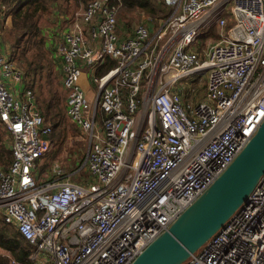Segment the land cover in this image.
<instances>
[{"label":"built area","instance_id":"built-area-1","mask_svg":"<svg viewBox=\"0 0 264 264\" xmlns=\"http://www.w3.org/2000/svg\"><path fill=\"white\" fill-rule=\"evenodd\" d=\"M161 1L170 12L156 28L139 23L120 39L122 0H89L75 13L81 23L63 35L66 114L87 140L76 165L87 173L82 183L57 167L41 183L34 177L36 160L50 150L51 126L32 91L15 89L21 72L0 46V121L12 137L10 164L0 169V214L34 247L32 260L130 264L264 118V0ZM212 30L216 39L201 60L195 47ZM107 57L116 64L95 79L90 100L81 73ZM189 76L204 78L195 102L196 89L177 84ZM183 264H264V175Z\"/></svg>","mask_w":264,"mask_h":264},{"label":"crops","instance_id":"crops-1","mask_svg":"<svg viewBox=\"0 0 264 264\" xmlns=\"http://www.w3.org/2000/svg\"><path fill=\"white\" fill-rule=\"evenodd\" d=\"M77 1L78 0H44L42 14L40 13L41 14V15L39 14L40 16L38 15L35 17L36 22L32 30L28 31L25 34L26 29L24 28L22 17H19L18 20L16 21H13L12 11L1 0L2 11L0 13V46L4 54L11 61L14 62L16 67L21 72V80L14 84L15 89L23 92L24 90L29 88L33 93L35 106L38 112L40 113V115L42 116L43 114L38 108L37 103H36L37 99H36L34 90L31 88V84H29L30 77L24 73V68H23V65L21 64L22 62H24V59H25L22 53L25 52L24 50L25 47H29L31 49L33 46L35 47L38 46L39 47L38 50H34V52L31 51L28 53H24V55H26L29 59L25 63H27L28 66H30L29 64H32V67L37 68V69H39L38 67L39 65H41L43 67L42 70L46 72L48 77L50 74L49 70H53V71L57 70L59 74L61 75L60 84L62 87L61 68H62V61H63L62 52L64 50L63 35L65 32L73 30L75 25L81 23V19L80 17H78V14L75 15V13H73L72 11V7L74 4H76L75 2ZM86 4H84L82 8H84ZM23 15L24 13L21 12L20 16H23ZM149 28H152V27H149ZM118 37L120 39L127 37V36L124 37L120 34L119 27H118ZM90 44L93 48H95L94 44L92 43ZM42 46L45 50H47L46 52L48 53V56H49L48 58L42 55L43 53ZM111 60L114 62V66H115L116 61L113 59ZM29 61H32V62L29 63ZM16 62L18 65L16 64ZM101 65H99L98 67H91V68L84 67L81 73V76H80V86L84 92L86 91L85 89L87 88L89 82L93 84L94 92L93 93H88L87 91L85 92L88 99L90 100L94 99L95 97V93H96L95 79L100 76V75H97V71L99 70ZM88 71H89V74H88ZM36 75L41 76V71L39 73L37 72ZM63 91L65 92L64 89ZM13 92H15V90H13ZM15 94L18 95L19 92L16 91ZM185 100H189V99L186 98ZM44 121H45V118H44ZM45 123L47 122L45 121ZM0 125H1L0 132L2 133V135H0V139L2 136V139H3L2 143L4 144L0 146V169H2L3 171H6L11 161L10 145H11L12 137H11V133L7 130L6 125L2 123L1 121H0ZM76 127L78 128L80 133L83 135V138L85 139L87 143L85 134L81 132L78 126ZM48 137H49V140L51 141L50 136ZM52 146H53V142L51 141L50 149L52 148ZM45 155L39 158L38 160H36L34 168H33V175L36 178L37 182L39 183H41L45 179L52 178L54 174L53 173L54 168L56 167L61 168V166H59L60 164L54 161L50 165H48L44 171L40 170L39 168L37 169V166H39L40 160H42L45 157ZM73 177L77 178V180L74 178L73 179L70 178V180L82 183L83 180L80 179L79 175L74 174ZM0 229L4 231V233L7 234L8 241H10V246L8 248L2 247V245H0V249H4L8 252L7 254L8 258H6L3 255H0V259H5L7 262L6 264H8L11 258L13 262L16 261L14 257L15 255L12 252L20 249L21 244L24 245V247H26V250L24 251L27 252L28 261L31 264H49L48 257L43 254H38L34 260L31 259V256L34 252V247L19 234L15 225L4 222L1 214H0ZM15 263L24 264V263H18V262H15Z\"/></svg>","mask_w":264,"mask_h":264},{"label":"water","instance_id":"water-1","mask_svg":"<svg viewBox=\"0 0 264 264\" xmlns=\"http://www.w3.org/2000/svg\"><path fill=\"white\" fill-rule=\"evenodd\" d=\"M264 175V118L232 162L130 264H183L248 199Z\"/></svg>","mask_w":264,"mask_h":264},{"label":"rangeland","instance_id":"rangeland-1","mask_svg":"<svg viewBox=\"0 0 264 264\" xmlns=\"http://www.w3.org/2000/svg\"><path fill=\"white\" fill-rule=\"evenodd\" d=\"M88 0H78L75 2L76 4L73 5L72 11L73 13L81 12L83 10V5L87 3ZM154 2L156 4H161L163 6L161 0H149V2ZM163 4V5H162ZM80 6V7H79ZM165 6V7H164ZM164 9L170 11V9L164 5ZM155 16L151 17L148 13L146 8H143L141 6L136 7H126L122 4L118 7L117 10V23L119 27L120 34L122 36H129L131 35L132 31L139 23H145L149 27H152V29L156 28L157 23L159 22L160 17ZM155 19V20H154ZM216 36L217 31L215 30ZM39 36V35H38ZM203 42H205V50L208 46L206 43H208L207 38L203 37ZM213 41V40H210ZM39 45V44H37ZM39 47L33 46L31 49L29 47H25V52L22 53L24 56V62L21 64L24 68V73L28 76L33 75V80L29 79V84H31V88L34 90L35 96H36V103L40 111L42 112L45 121L51 126V137L53 139V146L50 149V151L47 152L45 157L40 160L39 166H37V169L44 171L48 165H50L52 162L59 163L63 171L64 177L69 176L71 179H73L74 174H77L80 176V179H82L83 176H86V171L82 169V171H76V165L78 164L83 156L85 155V151L87 150V143L85 139L83 138V135L80 133L78 128L70 121V119L66 115V94L63 91L60 80L61 75L56 70H50L49 77L47 76L46 72L44 70H40L37 68L32 67V64H29L28 66L27 62L29 59L24 53H28L34 50H38ZM204 50V51H205ZM42 46V55L46 56L47 58L48 53L46 52ZM204 52L203 56H200V59H204ZM32 61H29L31 63ZM17 64V62H16ZM18 65V64H17ZM41 71V76L36 75L35 73H39ZM89 74V71H88ZM90 79V78H89ZM203 82L204 78L200 79L199 81L196 79H191V77H185L183 79H180L177 84H181L183 91L185 92V88H188L191 90L193 87L197 88L195 90L196 96L193 98V101H197L199 97H201L203 92ZM88 93H93L94 88L93 84L89 82L87 88L85 89ZM85 91V92H86ZM189 97V95H186ZM63 108V110H62ZM0 131H1V125H0ZM0 135L2 133L0 132ZM3 139L1 136L0 139V146L3 144ZM4 145V144H3ZM73 172V173H72ZM77 180V178H74ZM11 233V232H10ZM8 252L4 249H0V255L5 256L8 258ZM8 264H16L15 262L9 260Z\"/></svg>","mask_w":264,"mask_h":264},{"label":"trees","instance_id":"trees-1","mask_svg":"<svg viewBox=\"0 0 264 264\" xmlns=\"http://www.w3.org/2000/svg\"><path fill=\"white\" fill-rule=\"evenodd\" d=\"M4 2V4L12 11L13 13V21L18 20L19 17H22V22L24 25V28L26 29L25 34L32 30L34 24H35V17L38 16L40 13L42 14L43 12V3L44 0H2ZM123 4L126 7H138L141 6L143 8H146L147 13L151 16V17H155L158 15V17L160 18H164L166 17L170 11L164 9L163 6H161V4H156L154 2H149V0H122ZM21 12L24 13L23 16H20ZM40 14V15H41ZM39 15V16H40ZM157 17V18H158ZM21 20V19H20ZM155 20V19H154ZM214 32L213 34L209 35V36H201V39H203V37L207 38L208 40H215L216 39V33L215 30L211 31ZM207 44V43H206ZM205 42H203V40L199 41V44L197 43L195 50L198 52H201V55H203V52L205 50ZM114 66V62L109 59V58H105L104 62L102 63V65L100 66L99 70L97 71V75H103V73H106L110 68H112ZM40 70L43 69V67L41 65H39L38 67ZM50 72V70H49ZM37 74V73H35ZM30 79H34L33 75L29 76ZM195 88V87H194ZM197 90V88H195ZM52 130V128H51ZM51 131H50V138L51 141L53 142V139L51 137ZM9 244V245H8ZM0 245H2V247H6L8 248L10 246V241H8L7 238V234L4 233V231H2L0 229ZM20 249L13 251L12 253H14V257H15V262L18 263H24V264H31L28 261V256H27V252H25L24 250H26V247H24V245H20ZM6 260L5 259H0V264H6Z\"/></svg>","mask_w":264,"mask_h":264},{"label":"bare ground","instance_id":"bare-ground-1","mask_svg":"<svg viewBox=\"0 0 264 264\" xmlns=\"http://www.w3.org/2000/svg\"><path fill=\"white\" fill-rule=\"evenodd\" d=\"M101 76V75H100Z\"/></svg>","mask_w":264,"mask_h":264}]
</instances>
